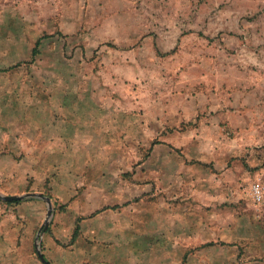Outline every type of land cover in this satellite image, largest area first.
I'll list each match as a JSON object with an SVG mask.
<instances>
[{
  "label": "rangeland",
  "instance_id": "rangeland-1",
  "mask_svg": "<svg viewBox=\"0 0 264 264\" xmlns=\"http://www.w3.org/2000/svg\"><path fill=\"white\" fill-rule=\"evenodd\" d=\"M185 126L216 199L187 264H264V0H0V194L22 196L0 204H42L41 264H106L81 249L93 184L145 206Z\"/></svg>",
  "mask_w": 264,
  "mask_h": 264
},
{
  "label": "crops",
  "instance_id": "crops-1",
  "mask_svg": "<svg viewBox=\"0 0 264 264\" xmlns=\"http://www.w3.org/2000/svg\"><path fill=\"white\" fill-rule=\"evenodd\" d=\"M38 124L36 121H29L28 127L34 129L33 132L39 142H42L44 130ZM186 130L187 144L184 146L187 148V162L179 155L184 161L181 162L182 167L173 163L169 166V172L165 173L167 174L165 177L159 179L158 176L156 180L147 183L148 186L151 185L153 199L145 200V206L123 207L118 210V207H122L124 199L118 198L114 202L120 204L112 205L110 193L112 184L107 182L106 177L96 179L97 182L93 184L91 188L93 191L88 199L89 212H91L87 220L89 226L83 231L87 233L89 240L94 242L89 243L87 247L81 246L82 251L87 249L86 253H89L96 262L187 264L186 251L192 245L200 243V234L207 224L206 207L208 204L214 206L216 199L212 197L210 200L207 191L201 187L209 178L203 159L197 158L191 161L188 158L191 150L203 152L201 142L193 139V135H189L187 127L181 132ZM33 142L41 146L37 140ZM193 142L194 146L191 144ZM21 165V162L15 163L14 171L21 169ZM141 179L140 181L143 180ZM160 184H165L168 188L164 194L156 191L165 188ZM179 195H183V199L180 200L183 201L182 203L175 206L173 202L168 203L175 201L172 197ZM41 209L42 204L38 200H22L13 205L0 204V264H41L35 258L33 251V234H36L35 227ZM47 237L44 238L43 249L56 248L57 252L63 254V248L56 245L51 237ZM74 248L77 250L80 246H71V249ZM64 252L67 254V251Z\"/></svg>",
  "mask_w": 264,
  "mask_h": 264
},
{
  "label": "water",
  "instance_id": "water-1",
  "mask_svg": "<svg viewBox=\"0 0 264 264\" xmlns=\"http://www.w3.org/2000/svg\"><path fill=\"white\" fill-rule=\"evenodd\" d=\"M29 195H31V194H29ZM40 196V195H39ZM20 197H22V196H3V195H1L0 194V198L1 199H4V200H16V199H18V198H20ZM40 197H42V196H40ZM46 200H47V202H49V199L48 198H45ZM49 215H51V209L49 208V210H48V216ZM37 255H38V257H39V259L44 263V264H48L47 263V261L45 260V258L43 257V255L40 253V251L38 250L37 251Z\"/></svg>",
  "mask_w": 264,
  "mask_h": 264
},
{
  "label": "trees",
  "instance_id": "trees-1",
  "mask_svg": "<svg viewBox=\"0 0 264 264\" xmlns=\"http://www.w3.org/2000/svg\"><path fill=\"white\" fill-rule=\"evenodd\" d=\"M38 42H39V39L37 40V42H36V44H38ZM113 207H116V206H113ZM78 226L76 225L75 226V228H74V230H73V233H72V239H74L75 237H76V235H77V233H78Z\"/></svg>",
  "mask_w": 264,
  "mask_h": 264
},
{
  "label": "built area",
  "instance_id": "built-area-1",
  "mask_svg": "<svg viewBox=\"0 0 264 264\" xmlns=\"http://www.w3.org/2000/svg\"><path fill=\"white\" fill-rule=\"evenodd\" d=\"M255 190H256V193H258V189H257V187H256V189H255Z\"/></svg>",
  "mask_w": 264,
  "mask_h": 264
}]
</instances>
